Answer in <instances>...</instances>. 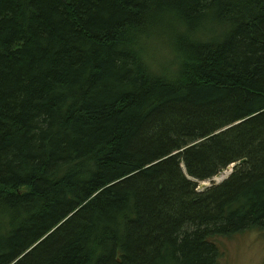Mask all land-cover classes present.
<instances>
[{"label": "trees", "instance_id": "1", "mask_svg": "<svg viewBox=\"0 0 264 264\" xmlns=\"http://www.w3.org/2000/svg\"><path fill=\"white\" fill-rule=\"evenodd\" d=\"M248 230L264 0H0V264H217Z\"/></svg>", "mask_w": 264, "mask_h": 264}, {"label": "rangeland", "instance_id": "2", "mask_svg": "<svg viewBox=\"0 0 264 264\" xmlns=\"http://www.w3.org/2000/svg\"><path fill=\"white\" fill-rule=\"evenodd\" d=\"M155 55H168V52L160 47H156ZM158 59V58H157ZM156 66L166 65V62ZM234 168V167H233ZM230 166L226 171L215 177L211 182H202L198 184L197 191L199 193L211 188L213 185H219L229 178L233 173ZM220 180V182H216ZM220 252L217 264H264V232L259 230H248L233 235L228 238L215 239Z\"/></svg>", "mask_w": 264, "mask_h": 264}, {"label": "bare ground", "instance_id": "3", "mask_svg": "<svg viewBox=\"0 0 264 264\" xmlns=\"http://www.w3.org/2000/svg\"><path fill=\"white\" fill-rule=\"evenodd\" d=\"M216 182H218V183H219V182H220V180H217Z\"/></svg>", "mask_w": 264, "mask_h": 264}, {"label": "water", "instance_id": "4", "mask_svg": "<svg viewBox=\"0 0 264 264\" xmlns=\"http://www.w3.org/2000/svg\"><path fill=\"white\" fill-rule=\"evenodd\" d=\"M232 168L234 167V165L231 166Z\"/></svg>", "mask_w": 264, "mask_h": 264}]
</instances>
